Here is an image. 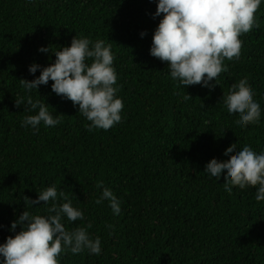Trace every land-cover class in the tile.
<instances>
[{"label": "trees", "instance_id": "trees-1", "mask_svg": "<svg viewBox=\"0 0 264 264\" xmlns=\"http://www.w3.org/2000/svg\"><path fill=\"white\" fill-rule=\"evenodd\" d=\"M155 10L156 0H0V243L14 235L10 223L24 210L47 214L51 202L32 207L24 197L55 185L84 213L83 220L65 218V227L91 223L88 232L102 249L67 251L60 264H264V201L256 188L228 193L224 174L217 180L203 171L211 158L225 160L229 146L264 151V4L258 27L239 37L240 58L225 60L227 71L210 88L183 87L150 55L161 19ZM74 36L111 45L122 121L88 131L90 122L51 90L50 80L30 95L60 124L41 123L38 132L22 127L34 113L15 104L29 95L20 79L39 76L28 66H48ZM241 79L262 109L260 123L244 129L223 103ZM101 181L121 201L119 216L107 200L95 203Z\"/></svg>", "mask_w": 264, "mask_h": 264}, {"label": "clouds", "instance_id": "clouds-1", "mask_svg": "<svg viewBox=\"0 0 264 264\" xmlns=\"http://www.w3.org/2000/svg\"><path fill=\"white\" fill-rule=\"evenodd\" d=\"M261 4L264 0H156L153 16L161 19L152 35L150 55L166 62L171 79L183 87H213L219 75L227 71L224 61L240 58L239 37L258 27L256 12ZM140 35L145 33L142 31ZM38 51L47 53L49 48L40 46ZM54 52L55 61L48 66L37 63L28 66L33 75L39 68V76L30 81L20 79L29 95L16 99L15 104L26 105L24 110L34 113L25 115L21 126L38 132L41 123L48 128L60 124L59 117L49 111L46 103L30 95L32 89L48 85L50 80L51 90L78 106V112L90 122L88 131L108 130L120 123L124 104L117 96L119 86L111 45L102 39L93 42L88 37L74 36L69 46ZM254 96L247 79H241L231 85L223 98L228 113L239 116L237 126L241 129L260 123L262 109ZM191 98L189 94L184 97ZM223 156L226 162L211 158L203 171L217 180L224 174L225 192L231 193L233 186L255 187L257 201H264V151L257 153L248 145L237 150L233 145ZM98 187L102 192L95 203L107 200L113 214L119 216L121 201L103 186V181ZM58 197L65 202L59 203ZM24 200L32 207L40 202L51 203L46 215L24 210L11 221L9 230L14 235L0 243V264H60L59 257L67 251L101 253V239L91 237L88 232L91 223L71 231L65 227V218L69 222L83 220L84 213L55 185L40 191L35 199L24 197ZM18 225L20 230L16 231Z\"/></svg>", "mask_w": 264, "mask_h": 264}]
</instances>
